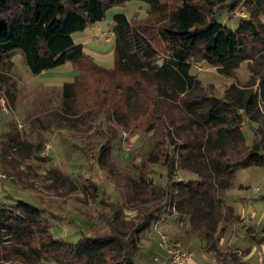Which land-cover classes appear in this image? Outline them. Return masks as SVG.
<instances>
[{"label":"trees","instance_id":"trees-1","mask_svg":"<svg viewBox=\"0 0 264 264\" xmlns=\"http://www.w3.org/2000/svg\"><path fill=\"white\" fill-rule=\"evenodd\" d=\"M131 1L135 0H0V62L21 52L34 76L66 64L79 70L73 82L63 85L62 109L35 119L29 128L31 135L42 138L51 130L77 128L92 120L96 114H89L95 108L89 107L94 105L91 101L77 110L80 83L86 86L88 97L100 99L96 106L102 110L108 106V99L99 90L109 78L130 87L139 100L147 99V92L153 90L156 99L178 102L203 134L182 136L175 155L168 141H158L143 156L139 178L129 179L128 185L141 203L160 199L162 203L140 221H128L121 207L111 205L108 231L68 243L54 237L46 219L60 220L61 215L9 196L10 204L0 209V238L9 235L27 248V255L46 262L138 264L135 253L140 235L154 221L158 210L165 208L170 215L188 219L220 264H247L235 253L224 255L219 243L226 233L225 226L238 219L234 208L224 202L235 186V172L252 166L264 168V140H256L237 159L230 157L228 148L232 143L244 144L245 120L250 123L264 120L260 109V103H264V22L261 20L264 0H257L258 12L241 19L237 27L219 21V16L224 11L234 14L242 0H139L159 11V17L130 20L124 14L116 15L115 67L106 70L94 62L84 45L77 44L73 36L103 21L109 9ZM251 3L249 0L245 4ZM197 52H202L208 64L219 68L225 76L245 61L260 57L259 91L231 86L222 98L197 93V77L191 73L192 58ZM116 119L117 124L125 123L128 128L146 133L157 128L153 116L148 120L130 119L128 124L120 117ZM110 150L108 141L102 146L101 166H106ZM159 164L168 172L164 188L152 185L148 175L149 167ZM176 167L199 178L174 186L171 178ZM254 232L250 228L248 235ZM260 240L264 243V230Z\"/></svg>","mask_w":264,"mask_h":264},{"label":"rangeland","instance_id":"rangeland-1","mask_svg":"<svg viewBox=\"0 0 264 264\" xmlns=\"http://www.w3.org/2000/svg\"><path fill=\"white\" fill-rule=\"evenodd\" d=\"M242 1L234 14L224 11L219 21L235 27L241 19H248L252 12H258L257 0H252L251 4H245L249 0ZM118 14H124L130 20L159 17V11H153L147 3L135 0L109 9L103 21L74 34V41L83 44L94 62L106 70L115 67L113 30L114 18ZM261 20L264 22V14ZM257 59L245 61L240 68L225 76L219 68L208 64L202 52H197L192 58L191 70L198 81L196 92L222 98L231 86L259 91L262 69L258 65L262 59ZM70 67L71 64H66L47 71L51 75L45 79L52 80L55 72L61 73ZM0 76V172L7 176L0 190V209L10 204L8 197L12 196L61 215L60 220L46 219L51 224L54 237L64 242L76 243L80 237L108 231L111 205L121 207L128 221H140L162 203L161 199L141 203L128 185L129 179L139 178L143 156L158 141H168L175 155V147L181 143L182 136L203 134V130L185 114L178 102L156 99L153 90L147 92V99L139 100L130 87L109 78L105 79V84L99 90L102 97L108 99V106L105 105L102 110L96 106L100 99L88 97L86 86L80 83L77 110L91 101L94 105L89 107L95 108L89 114H96L92 120L77 128L51 130L39 138L31 135L29 128L40 116L62 109L63 85L47 86L46 81L40 80L43 78L34 76L21 52L2 59ZM260 109L264 112V103H260ZM152 116L157 120V128L151 133L128 128L125 123L117 124L116 119L120 117L128 124L130 119L148 120ZM243 133L245 141L242 146L238 143L228 146L233 159L245 155L256 140H264V120L259 123L245 120ZM108 141L111 145L109 160L106 166H101L99 158L102 146ZM148 175L152 185L166 186L168 172L165 166H150ZM198 178V175L176 167L171 180L175 186L176 183ZM234 179L235 186L224 202L226 206H233L235 215L240 214L232 223L240 226V251L231 247L220 250L224 255L235 253L247 264H264V243L260 240L264 230V168L252 166L237 170ZM168 211L165 208L158 210L154 221L140 235L135 253L138 264H168L162 238L176 239L171 231L199 237L187 218L170 215ZM167 220L173 221V226L167 224L161 229L160 225ZM229 226H225L226 232ZM250 228L255 232L248 235ZM146 243L149 248H146ZM27 251L25 246L12 240L9 235L0 238V264H58L38 260L32 254L27 255ZM191 252L193 259L188 264L196 262L198 258L194 251ZM201 253L202 264H220V259L208 247L202 249ZM225 258L230 260L228 256Z\"/></svg>","mask_w":264,"mask_h":264},{"label":"crops","instance_id":"crops-1","mask_svg":"<svg viewBox=\"0 0 264 264\" xmlns=\"http://www.w3.org/2000/svg\"><path fill=\"white\" fill-rule=\"evenodd\" d=\"M54 74H56L57 77L54 76V78H52V80L45 79L47 75H51V74L47 73V71H44L42 74L39 75V77L43 78V79H40V80H43V82L46 81L47 86H54L55 84L58 85V86L59 85L62 86L66 82H69V81L73 82L74 79L79 75V70L74 69L73 67H70L69 69H67L64 72H61V73H56L55 72ZM237 214L240 217V214L239 213H237ZM175 216H178V215H175ZM172 222L173 221H168L167 220L165 223H162L160 225L161 229H164L167 224L170 227V225H172ZM172 228L175 229L174 227H172ZM171 233H172V236H174V238L176 237V239L181 241L183 246L188 251H190V252L194 251V253H195L194 255L198 257L197 261L194 262V263H191V264H202V259L200 258V257H203L202 253H201V250L207 248L206 247V243L204 241H202V239L200 237H198L197 235H195V234L194 235H188V234L186 235L185 233L181 234L178 231L176 233H173L171 231ZM146 236H147V233H146ZM147 243H149V242H147ZM147 243H146V248H149V244H147ZM219 247L223 251H225L227 248H230V247L233 248V250L240 251V226H237V225H234V224H230V226L228 227V231L225 233L224 237L221 239V241L219 243Z\"/></svg>","mask_w":264,"mask_h":264},{"label":"built area","instance_id":"built-area-1","mask_svg":"<svg viewBox=\"0 0 264 264\" xmlns=\"http://www.w3.org/2000/svg\"><path fill=\"white\" fill-rule=\"evenodd\" d=\"M6 180V174L0 172V190L2 188V183ZM162 247L168 254V264H188L193 259V253L188 251L183 244L176 239L163 236Z\"/></svg>","mask_w":264,"mask_h":264}]
</instances>
